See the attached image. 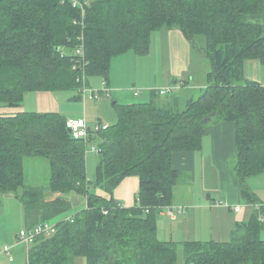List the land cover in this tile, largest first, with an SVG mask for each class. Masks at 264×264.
Instances as JSON below:
<instances>
[{"label": "trees", "instance_id": "16d2710c", "mask_svg": "<svg viewBox=\"0 0 264 264\" xmlns=\"http://www.w3.org/2000/svg\"><path fill=\"white\" fill-rule=\"evenodd\" d=\"M79 1L83 11L69 0H0V110L18 107L28 92L107 78L113 56L146 54L158 29H179L204 54L208 82L182 109L177 96L164 100L154 91L144 101L115 103L116 121L89 131L87 140L75 138L58 112L0 111V193L22 203L26 229L58 220L52 233L28 245L23 264H74L77 258L86 264H177L178 243L156 233L159 210L173 204L180 176L172 155L199 150L218 121L235 123L233 182L256 207L228 241L182 243L184 264H264V205L248 182L264 172V86L243 75L245 60L264 63V0ZM88 142L101 150L91 178ZM28 156L48 158L46 187L24 182ZM130 176L138 179V191L134 204L124 206L113 191ZM70 194L85 204L67 215Z\"/></svg>", "mask_w": 264, "mask_h": 264}, {"label": "crops", "instance_id": "0c3cea01", "mask_svg": "<svg viewBox=\"0 0 264 264\" xmlns=\"http://www.w3.org/2000/svg\"><path fill=\"white\" fill-rule=\"evenodd\" d=\"M160 31H165L164 35L166 38L167 45L169 47L170 62L174 64V69H176V71H179L178 75L170 76H179L181 69L184 70L188 66L185 51H189L188 45L190 46V43L179 29H158L155 33H159ZM152 34L153 33H151V42L149 45V49H151L153 38ZM127 52L129 51H126L124 53ZM130 52L134 53L131 50ZM124 53L115 55L111 58L107 78L99 76L104 80L102 81L103 85L98 83V79L91 80L93 81V83L99 84V90L102 89L104 86L109 89V94L103 95L101 98H103V100H114L112 101L113 106L115 103L122 104L134 101V99H131L132 95L133 97L139 95H134V84L132 85V93L128 90H126L127 92H125L124 90H118V88L122 86L119 82L125 80V78L127 77V72H117L116 70H113L115 68V60L114 62L111 61H113V58L117 59L115 57L123 55ZM134 55L135 57L139 58V56H144L145 54L140 55L134 53ZM159 55L160 54L156 55L155 59L157 61L159 60ZM135 57L133 56L134 61L132 63L134 67H136V61H138L135 59ZM116 67H118L117 63ZM155 68H157V66H155ZM174 74H177V72ZM243 75L245 76L244 78L246 80L258 82L264 86V63H262L258 59L245 60L243 63ZM180 78V80L171 79V83L177 85V89H182L183 91L185 87L187 88L189 86L188 82H185V80L187 81L188 78H182L181 76ZM86 82L87 78L85 79V83ZM162 87L163 86H160V88ZM156 90L157 89L150 90L149 92H147L148 97L144 100H147L149 98L152 93L151 91L156 92ZM60 91L63 92L66 90H58V95H56L54 91L28 92L24 96V99L18 107L3 108L0 111L6 114H13L16 111L58 112L66 119L75 118V115L72 114L71 111H69L70 107L67 106L68 101L78 102L76 101L77 99L84 98L82 97V95H75V92H73V95H71V97L62 96V94H60ZM130 96L131 98L128 100L127 98H129ZM93 102L96 104L94 105V108L96 109V114L94 113V115H92L93 108L90 106L89 115L91 116V119H86L88 128H91L90 122H92L95 117L98 118L100 116L99 114H102L103 109L105 107V104L103 102L100 103V99H94ZM235 155L236 139L235 123L233 121H218L211 124L210 132L203 137L202 145L199 150L192 152L173 153L172 165L177 170H184V172H189L190 175H192L191 177H193L197 172L198 168L201 167V169L214 174L219 200L212 202V204H205V202L201 199V196L200 198L198 196L196 197V195L193 197L194 192L192 191V197L190 196V199L187 202H173L172 205L185 207L181 213L176 214L175 218H169L171 221H173V225H175V233H177V231L180 233L178 234L179 237L178 239H175L176 237H173L174 231H170L168 229L169 226L165 224L162 219H158L156 233L157 237L160 240L176 241L178 243V247L181 245L183 249L184 247L182 243L186 241H228L230 239L232 229L235 227V225L237 223H244L249 220L256 206L251 205V212L247 220L238 218L236 216L239 212L242 211L243 206H240V201L242 200V197L240 196V193L233 182L232 162L235 158ZM251 179H253L254 181L252 180V182H249L250 188L260 201L259 203L264 205V172L258 174L257 176ZM136 188L138 191V179L134 176L126 177L114 189L113 197L118 202L122 203L124 206H132L135 202V198L133 199L130 194L131 192L136 190ZM201 188H204L202 190L205 191L208 189L207 186ZM98 193H102V191L99 190ZM202 193L204 194V192ZM209 196L211 197V195ZM210 197L208 199H210ZM236 206L240 207L238 211L234 210V207ZM218 210L220 212H218ZM159 216L167 218V216L165 215ZM177 216H181L180 220H178L179 218ZM207 227H209V234H207L206 231ZM166 229L168 230L166 231ZM16 236L18 238V234ZM205 236L210 237L207 239H203V237ZM2 255L6 254L1 252L0 247V264H10L11 262L8 261L10 259H6L4 256L2 257ZM84 264H86L85 260Z\"/></svg>", "mask_w": 264, "mask_h": 264}, {"label": "rangeland", "instance_id": "374dc122", "mask_svg": "<svg viewBox=\"0 0 264 264\" xmlns=\"http://www.w3.org/2000/svg\"><path fill=\"white\" fill-rule=\"evenodd\" d=\"M155 32L156 30L152 32L153 38L151 49H149L148 53L144 56L142 55L137 58L135 57L134 53L129 51L127 53H124L123 55L115 57L117 59L113 58V61H111L114 62L115 60V68L113 70H116L117 72H127V77L125 78V80L119 82L122 86H120L118 90H124L125 92H127L126 90H128L132 93V85L134 84L135 88L140 90V93L138 96L133 97L132 95V98L130 96L127 99L129 100L131 98L134 99V101H144V99L148 97L147 92H149L150 90L159 89L160 86H176V88H173L171 95L172 97L177 96V98H179L178 107L182 109L188 99L196 98L200 94V91L203 90V88L206 86L208 82L207 73L210 69L209 60L198 49L192 48L188 45L189 51H185L186 60L188 61L187 68L184 70L181 69L179 76H170L178 75L179 71H176V69H174L173 67L174 64L170 62L169 47L164 35L165 31H160L159 33ZM64 52L69 51L67 49H64ZM157 54H160L158 61L155 59ZM133 56L136 60H138L136 61V67L132 65L134 61ZM116 63L118 64V67H116ZM155 66H157V68H155ZM176 72L177 74H174ZM180 76L182 78H188L187 82L189 86L187 88L185 87L183 91L182 89H177V85L171 83V79L180 80ZM95 79H98L97 81H99V84H102V81H104L99 76H89L87 77V82L84 87L98 90V87H100L98 86L99 84L93 83V81H91ZM73 92H75V95H82L81 87L79 89L75 87L63 92L60 91V94H62V96L71 97V95H73ZM54 93L58 95V90L54 91ZM171 95L160 97L165 100L167 98H170ZM100 100V103L103 102L105 104V107L102 114H99L100 116L98 118L95 117V119L90 122L92 130L95 128V125L98 122L111 124L116 121L117 113L115 107L112 105V101L114 100H103V98H100ZM76 101L78 102L68 101L67 105L70 107L69 111H71V113L75 115V118L84 117L88 120L91 117L89 115L90 106L93 108L92 115H94V113L96 114V109L94 108V105L96 104L93 102L94 99L86 97L85 99H77ZM87 144H90V142H88ZM95 156L96 154L94 153H86V172L89 178L93 176L95 171V163L98 160ZM23 170L24 182L27 185L39 186L42 188L48 185L50 180V164L48 158L44 156L25 157L23 161ZM191 176L192 175H190L189 172H184V170L180 171L178 184L174 187L173 202H187L190 199V196L192 197V191L194 192L193 197L196 195V197L198 196L200 198L201 196V199L205 202V204H212V202L219 200L217 194L218 192L216 189V180L213 173L209 171L207 172L199 167L195 175L193 177ZM252 180L253 179H249L248 182H252ZM205 186H207L208 188L206 191L202 190L204 188H201ZM202 192H204V194ZM130 195L133 199H136L137 188L136 190L131 192ZM208 195H211L210 199H208ZM69 199L72 201V209L69 213L67 212V215L73 214L75 210L80 209L85 204V199L76 194H70ZM240 204V206H243V208L242 211L239 212L236 216L238 218L247 220L252 206L246 204L243 199L240 201ZM23 210L24 209L22 203L12 194L0 193V247L6 245L10 248L11 254H13V258L10 261L12 264H23L26 259V251L28 245L25 242L20 241L16 236L21 229H26ZM218 212L220 211L218 210ZM177 217L179 218L178 220H180L181 216ZM158 219H162L164 223L169 226L168 229L170 231H174L173 237H176L175 239H178V234L180 233L178 231L177 233H175L176 228L175 225H173V221H171L169 217L166 218L162 216H159ZM56 221L58 220L53 219L49 223L54 224ZM208 228L209 227L206 228L207 234H209ZM168 229H166V231ZM209 237L210 236H205L203 237V239H207ZM261 237L262 239H264V231L262 232ZM183 253L184 250L180 245L177 252V264H184ZM3 256L6 259H9L7 255H2V257ZM74 264H84V258H77Z\"/></svg>", "mask_w": 264, "mask_h": 264}, {"label": "built area", "instance_id": "2783aa9c", "mask_svg": "<svg viewBox=\"0 0 264 264\" xmlns=\"http://www.w3.org/2000/svg\"><path fill=\"white\" fill-rule=\"evenodd\" d=\"M72 4L73 7H78L81 11H83V6L84 3L80 2L79 0H69ZM87 2L85 1V4ZM76 52L80 55L83 56V52L80 49H77ZM81 60V59H79ZM77 60V64L79 62ZM85 62H82V65H84ZM85 78H83V84L81 86L82 90V97L85 99L86 97L98 100L100 99L103 95H108L109 94V89L106 88L105 86L102 89L94 90L90 88H86L85 86ZM173 88H176V86H169V87H163L159 88L156 90V92L160 96H165V95H170L172 93ZM134 95H138L140 93L139 89L134 88ZM66 126L68 129H70V133L75 137V138H83L84 140H87L88 138V133L91 131V128H88L87 121L84 117H78V118H70L66 120ZM109 127L108 123H102L99 122L95 125V128L92 131H97V130H105ZM100 148L93 143H90L87 145L86 148V153L91 152L94 154H98L100 152ZM184 206H175V205H168L164 206L159 210L160 215H165L171 219L176 217L177 213H181L184 210ZM239 206L234 207L235 211L239 210ZM55 226L54 224L50 223H42V224H37L31 229H22L18 233V239L20 241L25 242L27 245H29L32 240L37 236L41 234H50L54 231ZM1 252L5 253L8 258L11 260L12 259V254L10 251V248L6 245L1 247Z\"/></svg>", "mask_w": 264, "mask_h": 264}, {"label": "water", "instance_id": "95a60500", "mask_svg": "<svg viewBox=\"0 0 264 264\" xmlns=\"http://www.w3.org/2000/svg\"><path fill=\"white\" fill-rule=\"evenodd\" d=\"M212 115H214V113H212ZM209 120H210V116L204 118V121H209ZM68 131L71 132L70 129H68ZM207 197L209 198L210 196L208 195ZM262 214L264 215V207L262 209Z\"/></svg>", "mask_w": 264, "mask_h": 264}]
</instances>
